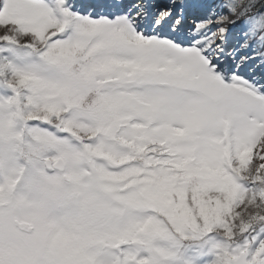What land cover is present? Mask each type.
I'll return each instance as SVG.
<instances>
[{"label":"snow or ice","instance_id":"snow-or-ice-1","mask_svg":"<svg viewBox=\"0 0 264 264\" xmlns=\"http://www.w3.org/2000/svg\"><path fill=\"white\" fill-rule=\"evenodd\" d=\"M0 264H264V0H0Z\"/></svg>","mask_w":264,"mask_h":264}]
</instances>
